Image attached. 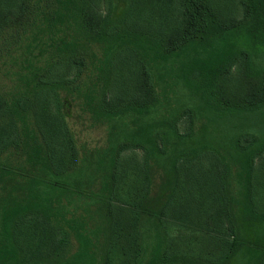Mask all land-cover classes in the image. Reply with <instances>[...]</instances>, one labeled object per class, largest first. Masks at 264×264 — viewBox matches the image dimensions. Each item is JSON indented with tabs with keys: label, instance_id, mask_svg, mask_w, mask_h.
Masks as SVG:
<instances>
[{
	"label": "trees",
	"instance_id": "1",
	"mask_svg": "<svg viewBox=\"0 0 264 264\" xmlns=\"http://www.w3.org/2000/svg\"><path fill=\"white\" fill-rule=\"evenodd\" d=\"M263 60L264 0H0V264H264Z\"/></svg>",
	"mask_w": 264,
	"mask_h": 264
},
{
	"label": "rangeland",
	"instance_id": "2",
	"mask_svg": "<svg viewBox=\"0 0 264 264\" xmlns=\"http://www.w3.org/2000/svg\"><path fill=\"white\" fill-rule=\"evenodd\" d=\"M262 63L264 64V60L262 61ZM260 117L259 113L253 114L251 115L250 119L247 120V126L243 129H254V128H258L261 127L263 124H261L260 122L255 123V121L257 122L258 119ZM227 122H225L224 124L221 125V128H223V131H229V132H234V131H238L240 130L237 127H234V123H238L239 120L238 119H226ZM245 120V119H242ZM71 125L73 126V128H75L78 132V136L79 139L81 140V142L84 144V146H90V145H94L96 143H98L99 140L102 139L103 136V131L99 128H93V127H87L84 124H81L77 121H71L70 122ZM200 123V120L197 121V127L198 124Z\"/></svg>",
	"mask_w": 264,
	"mask_h": 264
}]
</instances>
